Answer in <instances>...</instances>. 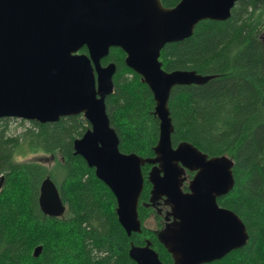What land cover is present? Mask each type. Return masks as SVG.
Wrapping results in <instances>:
<instances>
[{
  "label": "water",
  "instance_id": "1",
  "mask_svg": "<svg viewBox=\"0 0 264 264\" xmlns=\"http://www.w3.org/2000/svg\"><path fill=\"white\" fill-rule=\"evenodd\" d=\"M238 1L181 0L168 8L161 0H0V119L45 124L82 115L90 129L74 141L75 155L113 192L119 223L129 237L143 232V167L152 166L151 203L166 198L174 218L159 234L173 264L221 260L250 239L242 219L218 203L236 184L234 161L210 157L188 142L174 147L172 141V90L203 85L213 76L168 72L160 61L167 44L191 37L201 21L229 19ZM84 48L87 54L81 53ZM112 48L125 52L127 67L153 93L160 124L152 158L120 150L106 106L116 89V64L102 63ZM186 170L196 174L184 192ZM5 180L1 175L0 191ZM39 205L49 217L66 212L50 176L42 182ZM42 249L38 246L34 256ZM129 256L136 264H164L150 241L131 244Z\"/></svg>",
  "mask_w": 264,
  "mask_h": 264
},
{
  "label": "trees",
  "instance_id": "2",
  "mask_svg": "<svg viewBox=\"0 0 264 264\" xmlns=\"http://www.w3.org/2000/svg\"><path fill=\"white\" fill-rule=\"evenodd\" d=\"M161 1L173 8L181 0ZM125 59L123 50L112 48L102 61L104 66L116 64V89L106 100L107 113L121 152L152 158L159 140L156 103ZM160 61L168 72L213 76L203 85L172 90L174 147L188 142L210 157L234 161L236 184L218 203L242 219L250 239L208 264H264V0H239L229 19L201 21L191 37L167 44ZM12 120L0 119V176L6 179L0 191V264H136L129 256L131 244L142 246L147 239L164 264H173L151 230L143 227L141 234L128 236L113 192L75 155L74 141L90 129L82 115L45 124L21 120L16 133L11 132ZM38 154L51 156L53 163L27 159ZM150 168L143 167L142 200L150 196ZM48 176L66 205L62 217L41 211L40 189ZM150 211L140 204L142 223ZM38 246L43 249L35 257Z\"/></svg>",
  "mask_w": 264,
  "mask_h": 264
},
{
  "label": "flooded vegetation",
  "instance_id": "3",
  "mask_svg": "<svg viewBox=\"0 0 264 264\" xmlns=\"http://www.w3.org/2000/svg\"><path fill=\"white\" fill-rule=\"evenodd\" d=\"M151 169H152V166H151L150 170ZM150 170H149V172H150ZM195 174H196L195 172H191V171L186 170L185 174L183 175V177L186 179V181L183 185V191L184 192H187L189 190L188 189L189 183L193 179ZM147 180H148V176H147ZM149 184H150V196H149V198L147 200H142V198H141L140 203H139V206L141 204L145 208L151 210L149 218H147V220L143 223L142 227H144L148 230H151L152 235L161 243V241L159 240V234L164 229H166L167 226L172 225V223L174 222V218L170 216L171 206L168 203H166V198H162V199L156 201L155 205L151 203L152 185L150 182H149ZM147 221H152L155 224V226L153 228L147 227V225H146ZM147 241L151 242V240H149V239H147L146 242ZM146 242H145V244H146ZM144 245H142V246H144ZM162 246L165 248V246L163 244H162ZM152 247H153V245H152ZM153 249L157 252V250L154 247H153ZM157 253H159V252H157Z\"/></svg>",
  "mask_w": 264,
  "mask_h": 264
},
{
  "label": "rangeland",
  "instance_id": "4",
  "mask_svg": "<svg viewBox=\"0 0 264 264\" xmlns=\"http://www.w3.org/2000/svg\"><path fill=\"white\" fill-rule=\"evenodd\" d=\"M28 126H29V124L25 123V127H28ZM21 129H22L21 119H16V120L11 121V132L12 133L20 132ZM50 158H51V156L44 157L43 155L38 154V155H32V156L28 157L27 159H29V160L30 159H36V160L39 159V160H42L43 162L51 165L53 163V161L50 160ZM146 225H147V227H151V228H153L155 226V224L152 221H147Z\"/></svg>",
  "mask_w": 264,
  "mask_h": 264
}]
</instances>
